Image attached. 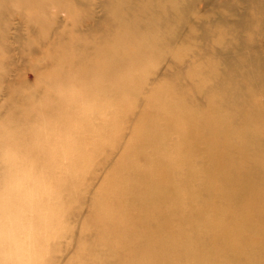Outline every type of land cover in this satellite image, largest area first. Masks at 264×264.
<instances>
[{"label": "rangeland", "instance_id": "1", "mask_svg": "<svg viewBox=\"0 0 264 264\" xmlns=\"http://www.w3.org/2000/svg\"><path fill=\"white\" fill-rule=\"evenodd\" d=\"M31 1L23 0V7ZM130 1H39V4L47 3L49 7L43 17V21L52 27L49 30L71 36L77 45L88 46L89 66L102 63L101 69L94 68L89 75L66 85L53 83L54 79L50 82L47 77H37L29 68L35 52L33 47L40 50L34 41L41 31L44 36L48 29H42L43 26L30 29L35 24L32 19L24 21L19 19V14L13 13L8 17L9 36L4 41L0 39V84L7 76L13 77L16 84H23V92L12 96L0 89V144L5 145L6 142L9 145L10 141L16 140L3 149L0 147V161L11 159L12 155L22 157L25 165L30 167L23 173V178L40 182L42 189L34 187L31 191L28 185L23 189V197L33 200V204L40 208L45 207L38 212L36 220L41 223L53 207L64 212L63 220L53 229L61 227L65 231L60 235H50L49 239L39 243L43 247L42 253H45L36 257L39 264H69L72 259L75 264H85L84 256L87 254L80 253L78 249L93 246V243L100 252L89 256L98 258L103 255L101 251L108 246L96 242L101 226L98 217L102 214L116 215L110 219L112 224L119 221L118 227H126L128 223L132 225L127 220H131L129 215L132 213L129 205H133L137 194L154 192L159 196L154 183L149 181L154 177L155 169V162L151 160L156 159L154 155L158 152H164L172 163L183 162L173 166L176 177L192 174L191 169L198 171L192 174L195 176L191 181L192 189L177 178L171 179L176 186L173 193L182 196L178 202L181 207L176 210L185 213V217L197 210L210 212V202L215 199L221 204L219 213L233 208L232 219L225 223L235 231L231 234L233 240L241 241L239 235L247 234L246 229L249 228L255 234V240L237 244L242 247V252L245 246L260 243L257 235L264 237V197H258L259 193H264V144H261L264 138V83L262 78L249 80L248 77L241 84L242 91L253 97L252 105L257 113L251 109L239 112L240 103L227 107L217 101L220 99L218 92L209 90L218 82L219 74L229 69L227 57L240 55L243 45L252 54L249 59L263 60L258 69L263 76L264 11L259 13L256 8L259 4L253 2L249 5L247 0H211L204 7L203 0H133L139 4V12L143 14L144 7L155 5V13L145 14L143 18L139 16L144 27L123 31L113 29L102 43L100 32L84 29V25L80 29H59L60 26L79 27L76 24L83 22L87 9L83 6L86 4H90L95 15L101 16L119 13L122 4ZM21 2L8 3L9 8L15 9ZM69 4L74 18L65 9ZM164 5L169 7L173 16L172 20L160 25L165 15L169 17L167 10H163ZM244 15L253 22L251 31L244 26ZM118 47L123 49L119 53L121 60L117 55ZM40 62L38 60L36 64ZM232 62L236 59L233 58ZM16 68L21 75L16 74ZM241 77L238 74L239 83L228 80L226 86L237 88ZM42 85L49 90L37 94L36 90ZM166 98L170 100L163 103ZM212 110L216 111L218 119H205ZM164 115L170 116V120H163ZM204 120L208 125H218L220 129L214 134L221 140L219 137L216 141L211 140L207 133L198 138L195 131L188 128L190 122L194 128L206 130ZM136 129L139 135L135 134ZM14 148L23 152L14 153ZM55 159L67 167L63 168L67 170L65 176L60 177L56 174L58 171L51 168ZM33 161L51 169L54 173L51 182H45L43 176L33 172ZM201 176L209 178L215 184L214 189L219 191H208L210 187L201 184ZM63 180L65 186H62ZM232 182L242 188L240 197L237 195L235 199L226 198L222 193V187L228 188ZM224 191L230 192L228 189ZM52 192L56 198L47 199ZM134 207L139 208V205ZM149 210L154 211L153 208ZM140 220L143 223L144 220ZM152 221H147L146 228L153 224ZM202 222L193 215L186 220L178 215L175 219L171 217V225L167 226L169 231L165 227L155 228V231L161 239H164L163 233L166 237L173 236L177 245L172 249L187 258L189 254L193 255L189 261L196 262L195 249L207 246L211 239L210 236L195 239L199 233L195 225H202ZM37 229L36 226L35 235ZM83 232L86 233L80 239L78 236ZM120 232L126 239L131 234L129 229ZM49 233L53 232L49 230ZM128 242L117 248L119 259L132 264V258L123 255ZM224 242L222 238L213 243V247L217 250ZM16 245L23 251V239ZM163 250L170 257V246ZM252 252L238 253L234 258L228 254L226 262L229 257L231 264H250L256 259ZM7 260L4 254L0 256V262ZM218 264L224 263L219 260ZM260 264H264V259Z\"/></svg>", "mask_w": 264, "mask_h": 264}, {"label": "bare ground", "instance_id": "2", "mask_svg": "<svg viewBox=\"0 0 264 264\" xmlns=\"http://www.w3.org/2000/svg\"><path fill=\"white\" fill-rule=\"evenodd\" d=\"M19 1L20 0H0L2 5V7L0 6V39L4 41L6 37L9 36L8 17L13 13L19 14V19L22 18L24 21L32 19L35 24L32 25V28L30 29H41L40 26H43L42 29H48L46 34L44 33V36L43 31H41L37 40L34 41V43L37 45V47L40 48V50H38V48L36 47H33V49H35V52L29 68L35 73L37 77H47L49 78L50 82L54 79L53 83L56 82L60 84L61 82L66 85L67 83L81 79L87 74L89 75L90 71L94 68H96L97 70L101 69L102 63L89 66V63L87 61L89 57L88 46H86L85 44L83 46L77 45L75 44L71 36L49 30L52 27L47 25V23L43 21L45 12L48 11L49 8L47 3L39 4L40 0H32L29 4H25V7H23L24 4L22 0L21 4H19L15 9L9 8L8 3ZM210 1L211 0H207L205 2L203 0V7L206 6ZM247 2L249 3V5H252L253 2H257L259 4L258 7H256L258 9L257 11L259 13L264 11V0H247ZM60 6L62 7L63 5ZM182 6L183 5H181V8ZM70 7H72L71 4H69L65 9L69 11L72 18H74V13L70 12ZM86 7L87 9L84 12L83 22L76 24L79 27L75 26V28H65V26H60L59 29H80L81 25H84V29H96V31L100 32L99 36H101V43L108 38L109 34H112L111 31H113V29L123 31V29H134L136 26H138L139 28L144 27L145 25L142 21L139 20V16L143 18L145 14H150L151 12L156 11L155 5H149L142 9V11L145 13L143 14L139 12V4L133 0L129 3L122 4L121 11L113 15H95L94 11H92L90 7V4H86V6H83L84 9ZM203 7H201L200 10H203ZM163 10H167L166 13L169 14V17L168 15H165V19L159 23L160 25H164L169 20H172L171 16H173L171 11L169 10V7H166L164 5ZM247 16L248 15L243 16V21H245L244 26L246 29H248V31H251V24L253 22H250L251 19H249ZM186 17H188V15ZM186 21H188V19ZM12 28L16 29V26H13ZM53 29L57 28L54 27ZM101 29H103L105 33H103ZM18 37H20V33ZM116 41L119 43L120 39H116ZM118 49L119 50L117 51V55L119 57V53L123 49H120V47H118ZM247 50V46L243 45L240 55H229L227 57L226 64L229 69H224L223 72L219 74L220 77L218 82H216L214 85H211L209 90L210 92H218L220 99H218L217 101L221 104H225L227 107H233L236 103H240L241 109L239 112H244L247 109H251V112L257 113L255 107H253L252 105L254 104L252 103L253 97H251V95L247 94L245 91H242L241 84L248 77L249 80L262 78V81L264 83V74L261 77V75L258 73L259 66H262L261 63L263 62V60L262 62L259 60H253V62L251 58L249 59V57H252V54H249ZM120 57L119 60H121ZM148 58L150 57L148 56ZM233 58L236 59V62H232ZM38 60H41V62L37 65L36 63ZM247 61L248 63H244ZM109 66H111V63H109ZM15 72L18 75L22 74L21 72H19L18 68L15 69ZM238 74H241L242 76L240 85H238L237 88L227 87L226 83L228 80L232 82H234L233 80H235L236 83H239V79L237 78ZM18 77L20 78V76ZM12 78H8L7 76L3 79L4 82L0 84V89L5 92V94L9 93L8 96L23 92V84H16L15 81L12 80ZM19 78L15 77V79ZM99 88L103 87L100 86ZM48 90L49 89L45 85H42V87L40 89H37L36 92L37 94H39ZM167 100L170 99L166 98L163 103H165ZM213 101L216 102V99ZM174 102L179 103V101ZM58 109L59 108H56V110ZM212 111V113L207 114L205 119H218L219 116L215 114L216 111ZM180 115L182 114L180 113ZM162 119L170 120V116L164 115ZM205 124L206 126H204V128H206V130L199 127L194 128L190 122L188 128L193 129L198 138H203L204 134L207 133V138L216 141L219 137L218 140H221L220 136L217 137V135L214 134V131L220 129L218 125L215 123L208 125L206 121ZM188 130L187 133L188 135H190V131ZM184 132H186V130ZM135 134L139 135L138 129H136ZM14 142L16 143L15 139L10 141L9 145ZM193 142L195 143L196 141L193 140ZM261 144H264V138L262 139ZM9 145H7L5 142V145L0 144V147L3 149L5 146ZM43 145H46V143H44ZM178 146L179 144L177 143L176 147ZM149 151L152 154H155V152L151 150ZM12 152L18 154L22 153L23 150L14 148ZM126 152L128 154L130 153V151ZM154 156L156 157V159L151 160V162H155V164H153L155 166V169L153 171L154 177L149 181L154 183L156 189L159 191V196L154 195V192L149 195L137 194V197L133 201V205H129L132 213L129 215L131 217V220L129 218L127 220L130 221V224L132 225H129L128 223V226L126 227H118L120 225L119 221H114L113 224L110 222V219L115 218L116 215H100L98 217V221L100 222L101 226H99L98 229V239L96 242L102 246L108 247L107 249L101 251L103 255H99L98 258H92V256H89L94 252H100L95 243H93V246H85L83 249H78L80 253L85 252L87 254V256H84V258H86L85 264H129L119 259L120 253L119 248L117 247L121 246L122 243L128 242L130 240L131 241L128 242V247L126 249L127 251H124L123 255H127L132 258L130 260L132 261V264H218L219 260L224 264H231L230 262L232 261L230 260L231 258H234L236 254L252 251V253L256 255V259H254L255 261H250V264H260L263 261L264 258L258 256H264V237L257 235L260 243L257 245L245 246L246 249L243 252L241 251L242 247L237 244L239 242H245L246 240H255V234H252V231L249 228L246 229L247 234L241 233L239 235L241 241L233 240L231 234H235V231L231 226L229 227L225 224L232 219V215H234V212L232 210L233 208H231V210L227 212L222 213L221 211L219 213V205L221 204L213 199L210 202V212L197 210L191 213H187L185 217V213L176 210L177 208L181 207L178 202L181 201L180 199H182V196L180 194L173 193L176 186L171 179L177 178L180 182L183 181V184L187 183L189 189H192L193 187L191 186V181L195 177L192 174H195L198 171H192L191 169L192 174L185 176L184 178L176 177V171L173 166L176 167L178 165H181L183 162L178 161L172 163L164 152H158L157 155ZM160 159H162L163 162H160ZM33 163L35 164L34 167H32L33 172L43 176L45 178V182H51L52 175L54 174L51 169H49L46 165H37V163H35L34 161ZM51 168L55 169V171H58L56 172V174H58L60 177L66 175L67 170H63V168L67 167H65L63 163L60 164L57 159H55L54 162L51 163ZM28 169H30V167L25 165L22 157L12 155L11 159L0 161V256L4 254V256H7L8 258L7 261L0 262V264H16V260L18 264H21V262H23L22 264H39V261L36 259V257L45 254L42 253L43 247L39 243L43 242L46 239H49L50 235H60L65 231V228L62 229L61 227L53 229V226L61 223V221L63 220L64 212L61 208L53 207L51 213H47L44 215V219L41 223L36 220V215L38 214V212H41L45 207L40 208L37 205L33 204V200L31 201L23 197V189L26 185L30 186L31 191L34 187H37L38 189H42V187L40 182L38 181H28L23 178V173L28 171ZM262 172L264 174V169ZM150 182H147V184H149ZM201 184L209 186L210 188L208 189V191H219L214 189L215 184H213L209 178H202L201 176ZM230 185L231 186H229L228 188L222 187V193L226 198L235 199L237 195H240V190L242 188H240L239 185L236 184V182L234 185L233 182L230 183ZM62 186H65L64 180L62 181ZM224 189H228L230 192L224 191ZM133 196L134 194H132V197ZM258 197H264V193H259ZM53 198H56L53 192L51 193V195L49 194L47 196V199L49 200H52ZM161 199H163V202L160 201ZM223 200L230 203L228 199ZM136 204L139 205V208L134 207ZM216 206L217 210L215 211L214 208ZM149 208H153L154 211L149 210ZM218 213L219 220H217ZM178 215H182V220H186L188 217L193 215L195 218L203 221L202 225H200L199 223L195 225L197 230L199 231V233L195 235L196 240H200L201 236H210L211 238L210 243L207 246H201V248H199L198 250L195 249L196 253H194V255H197L196 258H198L196 262L189 261V259H192L190 257H193V255L189 254V258H187L182 253L176 252L174 251V249H172L177 245L176 240H174L173 236L166 237V233H163L162 236L164 237V239H161V237H159L155 231V228L158 229L164 227L167 228V231H169L168 227H170L171 225L169 223L171 217L175 219ZM140 218L144 220L143 223ZM148 220H153V224H151L150 227L146 228ZM29 223L35 224L37 226V235H35L36 226ZM115 229L117 232H115ZM122 229H129L131 234L128 239H126L125 235L120 232V230ZM49 230H51L53 233H49ZM85 233L86 232H83L78 237L82 239ZM258 233L261 234L260 231H258ZM222 238L225 242L224 244L222 243V245H219V248L216 250L213 247V243H218ZM20 239H23V251L16 245V242ZM169 246L172 251L170 257L167 256L166 252H164L166 250H163L164 247H167L168 249ZM18 254L20 255L17 256ZM228 254L232 257H228V260L226 262ZM9 256L11 257L9 258ZM135 259L139 260L136 261ZM239 260L240 259H238V261ZM69 264H75L74 259H72Z\"/></svg>", "mask_w": 264, "mask_h": 264}]
</instances>
